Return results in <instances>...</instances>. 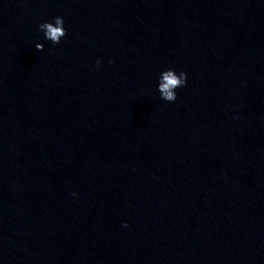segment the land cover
Returning a JSON list of instances; mask_svg holds the SVG:
<instances>
[{"label": "clouds", "instance_id": "clouds-1", "mask_svg": "<svg viewBox=\"0 0 264 264\" xmlns=\"http://www.w3.org/2000/svg\"><path fill=\"white\" fill-rule=\"evenodd\" d=\"M64 20L62 17L57 16L53 22H45L39 25V29L44 33L45 39L52 41L53 44H59L63 36L66 35V31L63 27ZM37 50H42L41 45L36 44ZM99 64V60L97 61ZM186 73L180 72L179 75L172 70H166L161 73V77L158 82V91L161 99L173 102L177 98L176 89L183 87L186 83Z\"/></svg>", "mask_w": 264, "mask_h": 264}]
</instances>
